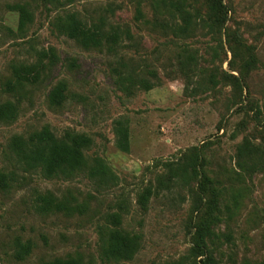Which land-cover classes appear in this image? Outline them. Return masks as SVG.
<instances>
[{"label": "rangeland", "instance_id": "obj_1", "mask_svg": "<svg viewBox=\"0 0 264 264\" xmlns=\"http://www.w3.org/2000/svg\"><path fill=\"white\" fill-rule=\"evenodd\" d=\"M154 1L76 0L60 7L0 0V105L18 107L15 121L0 123V171L14 174L9 188L0 187V264H205L208 255L217 264L264 261V0H222L224 30L189 35L169 29V15L165 28L156 26ZM206 2L187 0L191 30L206 17ZM16 4L33 14L21 29ZM72 12L88 23L104 18L107 29L128 27L132 38L124 36L116 53L105 45L86 49L57 27ZM50 47L57 63L12 93V66L34 62L37 51ZM186 54L197 61L190 77L180 67ZM121 77L126 85L132 78L129 91ZM59 83L66 90L57 105L49 95ZM119 120L129 129L127 151L117 145ZM44 128L59 138L88 134L86 165L56 177L22 169L10 141ZM98 160L108 176L97 174ZM207 215L219 219L203 254L195 233ZM116 230L135 239L131 259L106 256Z\"/></svg>", "mask_w": 264, "mask_h": 264}, {"label": "trees", "instance_id": "obj_2", "mask_svg": "<svg viewBox=\"0 0 264 264\" xmlns=\"http://www.w3.org/2000/svg\"><path fill=\"white\" fill-rule=\"evenodd\" d=\"M76 0H49L57 6H67L73 4ZM207 12L206 17L200 19V23L196 24L193 29L192 25V10L191 5L187 7V0H177L175 2L167 3V0H155L152 4L154 17L153 23L156 26L165 28V15L172 18V24L169 29L174 33L180 35H189L196 29L208 28L212 34L220 33L224 30L227 21V12L222 0H206ZM12 9L19 13V28H23L33 21V14L26 5L16 4ZM166 9V10H165ZM195 9V8H194ZM138 14L142 17L143 14L139 10ZM178 17L182 23H178ZM108 25L107 20L102 18L100 22L88 23L83 21L77 13H68L65 17L60 18L57 22V27L60 32L71 39L79 42V44L86 48H99L107 46L111 52H119L121 48L123 37L132 38L131 31L128 27H111L105 28ZM36 60L34 62H19L12 67L13 81L10 82V91L15 94L22 90L26 83L38 82L41 78L42 72L48 66H53L57 63V53L54 47L42 49L36 52ZM181 70L187 77H190L196 72L197 61L193 55L186 54L183 60L180 61ZM232 77V76H231ZM210 80L214 81L215 75H210ZM236 81L238 78L234 77ZM124 78H120V85L124 89L131 88L132 78H126L128 85L124 84ZM146 89L153 88V83L148 80H141L140 82ZM66 86L59 83L50 93L49 99L51 103L60 105L65 99ZM260 113V111H258ZM18 116V107L15 103L8 101L0 105V123L13 122ZM117 145L122 150H129V129L124 121L116 122ZM92 139L88 134L76 133L67 131L64 137H57L49 128H44L36 131L28 137L14 136L10 141V151L14 155L18 165L25 171L41 170L48 177H56L59 175H71L78 170H81L86 165L85 150L91 145ZM246 164V163H245ZM247 165V164H246ZM243 167V166H242ZM97 174L108 176L107 166L102 160H98ZM10 176L13 173H6L0 171V187L9 188ZM204 184L208 178L205 176ZM151 190L146 189L139 197L140 204L146 208ZM46 203L60 207L55 204L53 199L45 198ZM118 219V218H117ZM218 217L204 216L195 233L196 246L200 253H207V238L214 235L212 225L217 221ZM136 249L135 239L116 230L112 233L109 244L105 247L106 256L110 259H131ZM23 250H28V246H23ZM46 264H81L75 260H55ZM205 264H217V261L212 255H208ZM264 264V261L262 262Z\"/></svg>", "mask_w": 264, "mask_h": 264}]
</instances>
